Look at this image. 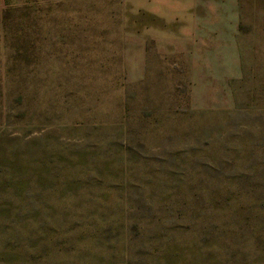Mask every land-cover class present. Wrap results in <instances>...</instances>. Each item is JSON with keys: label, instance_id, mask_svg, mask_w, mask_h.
Wrapping results in <instances>:
<instances>
[{"label": "rangeland", "instance_id": "374dc122", "mask_svg": "<svg viewBox=\"0 0 264 264\" xmlns=\"http://www.w3.org/2000/svg\"><path fill=\"white\" fill-rule=\"evenodd\" d=\"M0 264H264V0H0Z\"/></svg>", "mask_w": 264, "mask_h": 264}]
</instances>
